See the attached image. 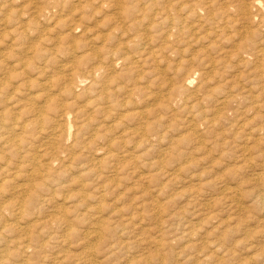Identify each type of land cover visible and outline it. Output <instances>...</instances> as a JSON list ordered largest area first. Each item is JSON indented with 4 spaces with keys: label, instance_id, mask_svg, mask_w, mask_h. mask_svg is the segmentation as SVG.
Wrapping results in <instances>:
<instances>
[{
    "label": "bare ground",
    "instance_id": "6f19581e",
    "mask_svg": "<svg viewBox=\"0 0 264 264\" xmlns=\"http://www.w3.org/2000/svg\"><path fill=\"white\" fill-rule=\"evenodd\" d=\"M226 1L0 0V264L44 262L55 264L59 254L52 252L53 249L51 250L48 243L49 237L47 243L50 249L44 250L47 245L42 236L46 229L51 230L55 220V227L56 223L64 227L60 237L67 238V235L76 237L78 234L71 225V220L69 221V212L67 215L64 208H58L56 204L57 192L63 190L57 191V188L64 187L63 182H69L65 177L74 176L73 170H77L78 167L74 169L73 166L70 172L66 170L74 161L76 164L77 160L82 162L83 158H89L91 164L97 162L95 161L97 157L104 156L108 159V162H104L105 167L109 168L105 179L108 180L107 188H104L105 185L102 186L97 196H93L95 204L90 205L88 194H83L85 191L72 195L77 201L80 200L78 202L82 201L81 205H85L87 214L85 223L89 229V232L86 231L87 238L85 236L83 241L85 255L77 260L81 261V264H97L94 261L98 258L95 260L92 258L97 251L92 250L93 242L106 245L110 238L117 237V233L129 234L130 232L126 233V225H133L134 220L130 216L124 217L127 219L123 225L119 222L123 218L121 217L118 223L121 227L123 225V228L119 231L115 230L117 226L119 228L118 223L115 229L106 225L105 219L103 221L100 215L104 209L102 202L107 193L104 191L112 189L113 185L114 188L117 187L119 175L127 173L124 164H135L138 152L150 150L153 146L151 142L162 143L167 139V121L171 124L170 120L172 121L173 117L169 115L171 119L168 120L166 115L171 110L188 114L187 117L190 118L185 121V126L187 125L190 130L197 131L199 129L197 126L200 125L204 129L202 132L207 135L214 129V136L218 140H224L219 152L221 159L224 155L234 152L231 151V138L236 139L239 136L237 130L234 131L232 127L238 125L240 128L244 125L236 121L235 125L229 124L227 129H224L226 127L224 126L216 130L219 122L228 118L231 94L224 93V89L216 90L211 86L210 74H215L216 71L214 62H209L203 75L200 73L202 77L197 88L191 89L200 74L191 68L193 56L189 58L185 53L186 46H183L209 36V30L202 29L206 24L217 23L216 20L222 17V13L228 11L227 9L221 11L220 2ZM238 10L243 12V16L251 19V23L255 20L264 22V0H252L249 4L240 5ZM188 19L191 20L189 24ZM214 27L212 30L218 28V25ZM79 33L81 34L77 35ZM200 34L201 37L198 36ZM259 51L262 52L257 56H264V49ZM249 55L246 51L240 62L251 63ZM256 61L258 57L252 61V65L257 69L260 65ZM168 69L173 72L174 77L171 81L166 77ZM174 80L177 82L174 83ZM178 82L181 84L176 86ZM151 85H155L157 91L154 92ZM191 96L196 97L194 105L191 103ZM256 98V96L250 98L251 109L258 112L261 108L263 111L264 102L261 99L259 102ZM151 104L158 107V110L156 107L155 110L148 108ZM262 118L264 119L263 116ZM260 120L259 116L257 123H260ZM255 130L256 128L251 126L242 128L244 144L258 141L264 145V138L256 137ZM226 134L230 136L226 137ZM200 139L196 148L205 150V145ZM194 142L196 140H193ZM239 147L240 152L237 154H240L234 158L231 155V158L234 163L242 162V170L233 169L231 165L223 162L219 164L221 170L226 168L222 175H227L231 181H237V186L226 185L227 180L222 179L223 176L218 177L215 184L222 189L221 197L229 208L233 205L232 207L236 209L238 205L240 207L238 199L241 196L237 198L239 185L251 183L252 190L247 189V196L255 198L258 204L263 203L264 208V152L259 156H253L250 147ZM94 166L83 173L99 181L104 177L98 171L100 169L96 167L97 165L96 169ZM131 168L133 167H129ZM76 175L71 178L74 182L69 183H75L83 189L85 184L80 180L81 177L79 179ZM203 183L207 184L206 182L200 184ZM193 187L191 190L195 189ZM201 187L203 186L188 192L189 205L190 202H196L195 197L200 195ZM74 190L71 189L69 193ZM68 198V193L62 196L63 201ZM50 208L54 209L55 213L59 211L58 217L48 218L51 217L50 213H47ZM154 209H158V206ZM172 214L169 213L170 218ZM74 218L78 222L79 219ZM261 218L264 219V213ZM198 223L199 221L196 222V226ZM136 226L133 225L131 228L135 230ZM186 231L184 235L189 242L192 237L198 236V228L192 232L186 228ZM229 233L231 234V231ZM54 235L56 236V233ZM213 235L218 237L216 234ZM65 238L61 239L62 244ZM166 243L164 239L153 240L156 249L151 253V259L157 260L159 264H175L179 258L177 253H164L161 250L168 244ZM120 245L118 243L115 246L114 242L115 247L111 250L120 252ZM187 248L192 250V253L200 251L197 243L190 244ZM63 252L59 253L63 255ZM112 253L114 252L111 251L110 254ZM63 258L67 259L62 256ZM67 260L66 262L71 259ZM228 260L222 256L215 260L204 257L200 261L198 258L192 260L191 264H224ZM128 264L136 262L129 261Z\"/></svg>",
    "mask_w": 264,
    "mask_h": 264
},
{
    "label": "rangeland",
    "instance_id": "374dc122",
    "mask_svg": "<svg viewBox=\"0 0 264 264\" xmlns=\"http://www.w3.org/2000/svg\"><path fill=\"white\" fill-rule=\"evenodd\" d=\"M250 1L252 0H227L224 3L220 2V5L222 7L221 11L223 10L225 11V9H227L228 11L222 13V17L216 20L217 23L214 22L215 24L214 23L206 24V26L203 27L202 31L205 29L209 30L210 32L209 36L206 38H200L196 42H193L191 45H183V46H186L185 49L186 55H188L189 58L193 56V60L191 61L192 62L191 68L195 70L197 73L200 74L202 72L201 74L203 75V73H205L206 71V66L209 64V62H214L216 64V71L215 74L213 73L210 74L211 78H209L210 79L209 82L211 86L216 90L224 89V93L231 94L232 97L230 102L231 110H229V112L227 113L228 120L227 119L225 121L221 120L219 122L220 125H218L216 130H219L220 129L219 127L223 128L224 126H226L224 127V129H227L229 124L235 125L239 121V123L243 124L244 126L240 128H238V125L232 127L234 128V131L237 130V136H239V138L236 139L231 138L232 139L231 151L232 152L236 151L235 153L237 154V152H240L238 151L239 146H248L251 148L253 152L252 154L253 156H259L261 153L264 152V145L258 141L253 142L251 144H244L243 134L241 132L242 128L251 126L253 128H256L255 130L257 134L256 137L258 136L261 137L262 139L264 138V119L262 118V116L264 117V110L261 111L262 109L260 108L258 112H256L253 109H251V104L249 103L251 96H256L257 97L256 99L259 100V102L260 99L261 101L264 102V56H257L259 55V53L262 52V51L260 52L259 49L262 50L264 49V22H261L260 20H255L254 23H251L252 20L243 16V12L238 10L240 8V5L249 4ZM188 20L189 21H187V23L189 24L191 20L190 19ZM216 25H218L219 29L216 27L218 31L216 29L212 30V28ZM244 31H247L248 33L245 34ZM80 34L81 33L77 35ZM198 36L201 37L202 35L200 34ZM246 51L250 54L249 57L251 63L248 61L247 63L242 64L240 62V58L246 54ZM171 57L173 58L175 56H171ZM255 57H258V61L256 62L257 64L260 65V67H257V69L255 65H252V61H255ZM172 73H173L172 70L169 69L166 72V75L168 74L166 77L169 79V81H171L172 78L174 77ZM201 74L199 76L196 75L197 78L195 79L194 85L191 89L197 88L202 77ZM175 82L177 81L174 80V83ZM180 84L181 82H178L176 86ZM151 89L154 90V92L157 91L155 85H151ZM198 95H200V93H198ZM194 98L192 97V99H190L192 104L195 102ZM155 107L156 106L154 104L148 106V108L152 110H155ZM156 108L158 110V107ZM183 113L184 114H182V112L179 110L177 111L171 110L170 113L166 115L168 120L171 119L169 115L173 117V120L172 121L170 120V123L172 125L169 124L168 121L167 123L169 125L166 123L167 124L166 128L168 129L167 139L162 141V143L151 142V145L153 146L152 147L150 146L151 147L150 150L146 152L143 151L138 152L137 162L135 164H132L133 166L130 164H124L126 165L125 168L127 170V173L119 175V181H117L119 184L116 185L117 187L114 188L115 186L113 185L114 187L112 186V189L110 188L109 190L104 191L105 193L106 192L107 193H106V198H104V202H102V205L104 206V207L102 206L104 208L103 212L100 213L101 219L103 221L105 219L104 223L108 225L110 228H114V227L116 228V224L118 223L119 219H121V217L123 218L119 222H121V224L123 223L124 225L127 219L124 217L129 218L130 216L133 217L132 218L134 219L133 225H137L136 226L137 228L134 230L133 228H131L133 227V225H126L127 226L126 233L130 232L129 234L124 233V235L123 234L120 235L119 233H117L116 235L117 237L115 236L117 239L110 238L106 245L104 243L103 244L100 243V245L102 244L103 247L102 246L100 247L99 243L97 244L93 242L92 250H97V251H96V255L93 256L92 258L94 260L98 258L94 261L95 263L99 264L104 260L102 264H128L129 261H134L136 262V264H159L157 260L151 259V253L155 252L156 249L153 245V240L155 239L156 241V238L157 240L164 239V241L168 243V244L166 243L167 245L164 247V249H161L162 252L164 253L173 252L175 254L177 253L179 258L175 264H180V263L191 264L192 260H196L198 258V260L200 261L204 257H206V259L209 260H215L220 256H222L223 258L227 257V260L230 257L229 260L224 264H262V262L264 263V222H263L264 219L261 218L262 214L264 213V208L262 207L263 203L259 202L260 204H258L256 203L255 198H253L252 196H247V192L250 189L252 190V184L242 183V185L240 184L241 186L239 185L241 190L239 189L238 191L239 194L237 195V198L241 196L238 199L240 201L239 202L240 207L238 205V208L236 209L232 207L233 205L230 206L229 208V205H227V203L224 202V198L221 197L220 193L222 189L219 188L218 184H215L216 182H218L217 181L218 177L223 176L222 179L225 178L227 180L226 185L228 184L232 186L236 185L237 181L235 180L231 181L228 179L227 175L226 176L222 175V171H225L226 168L224 170H221L219 164L220 162H223L225 164L231 165L233 169L238 168L242 170L243 167L242 162H237V163L233 162V158L235 156L237 157L240 153L236 155L234 154V152L231 154V152L229 151L230 154L224 155L221 159L220 158L221 153L219 152L220 149L222 148L224 140H218V138L214 136V132H213L214 129H212V131L209 130L211 131V133L208 132L207 135L205 132H202L204 129H202L203 127L200 125L197 126L199 128L197 131L190 130V128L187 125L185 126L186 124L185 121L190 117H187L188 114L186 112ZM259 116L261 117V120L260 123H257L259 121ZM202 133H204V135ZM228 136H230V134H226V137ZM199 139L202 140L203 144L205 145V150L204 149L199 150L200 147L196 148V146L199 145L198 144ZM193 140H196V142L193 143ZM210 141L212 142L210 143ZM207 148L208 150H206ZM231 155L233 158H231ZM100 157H97L98 160L97 159L95 160L97 162L100 160V162H98L100 164H98L97 162L90 164L91 161L89 160V158L86 159L83 158L82 162H79L77 160L78 164L77 162L75 164L74 161V163L70 166V168L75 166L74 169L78 167L77 170H73V168L66 169L69 172L73 170L74 176L65 177V179H68L69 182H74L72 179L77 174L76 176H78L79 179L81 177L80 180H83V184H85L83 189H80L81 187L77 186V184L71 183L75 186L74 187L67 181L63 182V186L66 188L64 187L61 188V186H59L60 189L59 187L57 188V191L62 189L63 190L62 192L59 191L60 193L57 192V196L59 200L57 199L56 204H58L57 205L58 208L61 209L64 208V211L67 215L69 212L68 215L69 221L71 220L72 223L71 225L73 226L74 230H76V232L78 231L77 232L78 234L76 237H72L69 235H67V238L60 237L64 227L62 226V224H58V223H56V227H55V220L53 222L54 225L51 226V230L53 231H51L50 229H46V232L48 231L47 233L45 232L47 235L44 233L43 234L44 236H42L45 238L43 239L44 241H46L45 243L47 245L44 248V250L45 249L47 250V248L50 249L49 246L51 245V250L53 249L52 252H57L59 254L58 255L59 261L57 260L58 261L57 263V261L55 260V264H75V263L81 264L80 263L81 261H78L77 259L84 257L82 255H85L84 251L86 249L83 248V241L85 240V238H87L86 233L89 232L88 231L89 229L86 227V223H85V221H87L86 220L87 214H85L86 212L85 205L84 206L81 205L82 201L78 202L80 200L77 201V199H75V197L72 195L73 194L76 195V192L77 194H79L82 193V191L83 192L85 191V193L83 194L85 195L88 194L87 195L88 201L91 202L90 203L91 205L92 203L95 204L92 198L93 196L94 197L97 196V192L99 191V189H101V187L104 185H105L104 188H107L106 184L108 180L105 179H107L106 178V176L108 175L107 170L109 168L105 167L106 165L105 163L108 162V159L104 158V156H100ZM84 161L89 166H87V164ZM92 165L93 166L97 165L96 167L100 169L98 171L102 173V177L104 178H101L99 179V181H97L98 179L93 180L91 176L85 174V172H87V169L89 170L93 167ZM129 167H133V168L129 169ZM83 171L85 172L83 173ZM84 176H88V177H84ZM70 179L72 181H70ZM104 180L106 183H104ZM94 181H96L95 182L96 184L94 183ZM85 182L86 183L88 182L87 185ZM202 182H206L207 184L206 185H204V183L200 184ZM70 185L72 187H70ZM98 185L100 187H98ZM191 186L192 187L194 186L193 188L195 189L199 188L200 186H203L201 187L200 195L195 197L196 202L195 203L190 202L191 206L192 203H194L193 204L194 206H192L193 208L189 205L187 198L188 192L193 190V189L191 190L192 188ZM64 189H66V191ZM71 189L72 190L76 189V191L74 190L71 191V193H69ZM242 189L244 191H242ZM111 192L114 193V195H111L112 194ZM67 193L69 194V198L71 195V199L68 198L65 200L66 201L65 202L62 200V196ZM107 194H109L110 196ZM226 194L228 195V192ZM58 202L62 204H59ZM208 203L210 204L209 208H208L209 205ZM203 204H205L206 206L204 207ZM105 205H107V207ZM74 206H76V208ZM155 206H158V209L155 210L154 209ZM69 209L72 213L69 211ZM227 209L228 211L226 212ZM48 210L50 212L47 211V213H50L49 215H51V217L48 218L58 217L57 213H59V211H56L57 213H55L54 209L52 210L50 208ZM173 211H175L176 213ZM169 213L170 214L175 213V214L174 216L172 214L170 218ZM184 213L186 215H184ZM230 214L232 215L233 218L230 217L231 216ZM107 215L110 217H107ZM74 217H76V219H79L78 222L77 220H74L75 219ZM238 218L240 219L238 220ZM107 219L110 221L108 222ZM205 219L208 223L205 221ZM226 219L227 221L225 222ZM198 221H199L198 226H196L197 225L196 222ZM252 221L254 224L252 223ZM239 222L245 225H242ZM111 223L113 224L110 225ZM205 223L207 224L205 225ZM246 223L248 224V226ZM77 224L78 226H76ZM121 224L118 223L117 225H119V228L117 226V228L114 229L116 231L121 230L123 228V225L122 227L120 226ZM221 224H223V226ZM236 225H238L239 227ZM219 226L222 227L220 228ZM54 228L55 229L57 228L56 231H54L55 230ZM186 228L191 232L196 231L198 228V232H197L198 236L195 235L196 237L195 236L192 237L193 239H191L190 242L189 240H187V237H185L184 235L187 232ZM175 229L177 231H175ZM210 229L211 230L213 229L214 231L213 230L210 231ZM223 229H225L226 231L224 230L223 232ZM230 231L231 234L229 233ZM52 232L53 233L55 232L56 236L54 235L55 233L53 234ZM84 232L85 234L83 235ZM213 234L218 235V237L214 236ZM170 237H172L173 239ZM219 237L222 238L220 239ZM47 238L50 239V241H48ZM62 238H65L63 244L61 243ZM137 238H139L140 241H137L138 240ZM197 239H201V240H197ZM55 240L56 242L54 243ZM47 241L48 243H50V245L47 243ZM77 241L80 242L78 243ZM117 241L118 243L121 244L119 246L120 252H117L116 250L114 251L111 250V248L117 246L118 244V243L116 244ZM176 241H180V242H176ZM114 242H115V246H114ZM195 242L200 247V251L197 250L199 251V253L197 251L195 253H192L193 251L192 250L190 251L187 248V246L190 244H196ZM218 243L220 245H218ZM108 246H110V248ZM95 247L96 248L98 247V249H96ZM82 249L84 250L82 251ZM63 250L65 253L63 252ZM182 250L183 253H181ZM231 250H234L235 253L234 251ZM61 251L63 252L62 253L63 255L60 254ZM67 251L69 252L68 255H67L68 253ZM111 251L114 253L110 254ZM71 254H73L74 256ZM62 256L67 258L68 260L70 259L71 260L70 261H68L67 259L64 260V258L62 259ZM32 257L34 259V256ZM187 257H192V259ZM193 257L196 258L193 259ZM66 260L68 262H66ZM45 263L47 262H44V264Z\"/></svg>",
    "mask_w": 264,
    "mask_h": 264
}]
</instances>
